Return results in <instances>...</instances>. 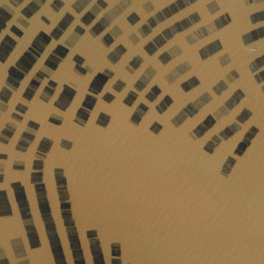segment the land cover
Returning <instances> with one entry per match:
<instances>
[{"label":"water","instance_id":"water-1","mask_svg":"<svg viewBox=\"0 0 264 264\" xmlns=\"http://www.w3.org/2000/svg\"><path fill=\"white\" fill-rule=\"evenodd\" d=\"M0 264H264V0H0Z\"/></svg>","mask_w":264,"mask_h":264}]
</instances>
